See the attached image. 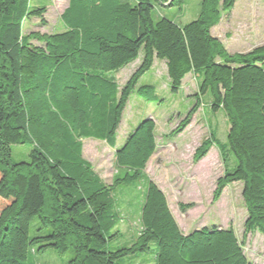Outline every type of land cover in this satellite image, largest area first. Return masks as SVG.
Wrapping results in <instances>:
<instances>
[{"label": "trees", "instance_id": "16d2710c", "mask_svg": "<svg viewBox=\"0 0 264 264\" xmlns=\"http://www.w3.org/2000/svg\"><path fill=\"white\" fill-rule=\"evenodd\" d=\"M185 1L68 0L63 31L25 35V21L44 23L45 6L0 0V264H35L31 256L48 249L71 252L66 264H117L148 253L151 244L152 261L134 264H249L231 228L181 232L164 193L144 174L157 148L151 118L116 146L129 97L155 60L165 65L171 93L192 75L194 104L170 136L184 131L208 96L209 111L223 114L228 127L225 164L235 163L217 179L213 201L241 183L244 235L264 238V44L230 54L212 36L236 0H201L195 18L182 24ZM166 9L176 12L166 17ZM138 59L119 88L110 73ZM142 89L144 101L158 102L152 88ZM85 139L114 148L110 184L83 158ZM212 139L195 150L194 161ZM14 145L29 149L25 160L12 161ZM127 186L140 202L129 239L119 231L118 207L127 194L119 187Z\"/></svg>", "mask_w": 264, "mask_h": 264}, {"label": "rangeland", "instance_id": "374dc122", "mask_svg": "<svg viewBox=\"0 0 264 264\" xmlns=\"http://www.w3.org/2000/svg\"><path fill=\"white\" fill-rule=\"evenodd\" d=\"M200 2L201 0H186L183 3L186 13L181 19L182 24L195 18ZM32 3L45 6L44 23L41 24L39 19L34 18L25 21V35L32 32L52 34L63 31L61 15L68 0H32ZM174 12L175 9L163 10L166 17H171ZM211 34L230 54L244 53L264 44V0H236L231 11L221 15L219 23L211 29ZM33 44L38 45L36 42ZM139 59L116 73H110L119 88L136 69ZM141 88H152L158 102L144 101L137 93ZM195 92V79L192 75H187L179 92L171 93L165 65L155 60L152 68L139 79L129 97L117 130L116 146L120 147L124 143L136 125L151 118L156 126L157 148L146 164L144 174L164 193L181 232L188 234L203 227L231 228L238 242L242 244L243 254L249 264H264L263 236L258 232L244 235L247 213L241 196L242 184L237 182L228 185L220 198L213 201L217 179L222 176L225 167L233 168L235 165L233 161L230 167L225 164L230 158L223 151L228 131L223 114L211 113L208 109L209 98L205 96L202 98V107L184 131L178 136H170L194 104L191 96ZM208 139H212L214 144L202 159L194 161L195 150ZM11 151V159L16 163L25 160L29 149L14 145ZM82 156L105 183H111L115 173L114 148L106 142L85 139ZM119 190L127 193L118 205L122 215L119 231L123 238L129 239L138 226L140 202L134 187H119ZM150 248L148 253L139 255L137 259L124 258L117 264H134L135 261L142 260L150 263L155 245L151 244ZM71 256V252L58 256L48 249L40 254H33L31 261L35 264H66Z\"/></svg>", "mask_w": 264, "mask_h": 264}]
</instances>
